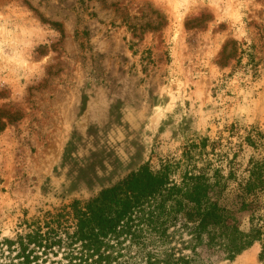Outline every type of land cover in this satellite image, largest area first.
<instances>
[{
    "label": "rangeland",
    "instance_id": "rangeland-1",
    "mask_svg": "<svg viewBox=\"0 0 264 264\" xmlns=\"http://www.w3.org/2000/svg\"><path fill=\"white\" fill-rule=\"evenodd\" d=\"M264 136V0H0V237L21 219L84 201L146 162L206 146L227 221L260 215V241L232 261L264 264V193L240 210L237 181ZM5 249V247H3ZM42 253L31 264H65ZM0 264H22L14 252Z\"/></svg>",
    "mask_w": 264,
    "mask_h": 264
},
{
    "label": "trees",
    "instance_id": "trees-1",
    "mask_svg": "<svg viewBox=\"0 0 264 264\" xmlns=\"http://www.w3.org/2000/svg\"><path fill=\"white\" fill-rule=\"evenodd\" d=\"M248 144L264 152V136ZM208 139L189 140L178 156L148 162L87 200L21 219L12 236L0 237V253L22 264L39 254L61 253L65 264H218L232 261L260 241L263 225L252 213L242 230L228 221L222 194L233 177L209 155ZM237 181L240 210L264 193V155L251 157ZM250 206V207H249ZM249 207V208H248ZM5 247V249H3Z\"/></svg>",
    "mask_w": 264,
    "mask_h": 264
}]
</instances>
